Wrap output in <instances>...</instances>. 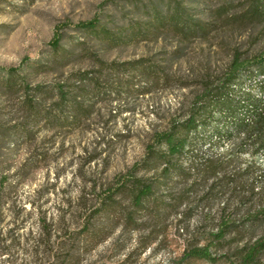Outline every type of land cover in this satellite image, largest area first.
I'll return each mask as SVG.
<instances>
[{
    "label": "rangeland",
    "instance_id": "374dc122",
    "mask_svg": "<svg viewBox=\"0 0 264 264\" xmlns=\"http://www.w3.org/2000/svg\"><path fill=\"white\" fill-rule=\"evenodd\" d=\"M258 7L0 0V69L24 64L0 71V264H264V251L248 258L264 239V153L217 137L218 112L183 155L145 165L156 135L186 137L197 107H213L235 57L264 54ZM256 67L234 97L258 93ZM139 180L153 189L137 206ZM200 248L214 261L190 256Z\"/></svg>",
    "mask_w": 264,
    "mask_h": 264
},
{
    "label": "trees",
    "instance_id": "16d2710c",
    "mask_svg": "<svg viewBox=\"0 0 264 264\" xmlns=\"http://www.w3.org/2000/svg\"><path fill=\"white\" fill-rule=\"evenodd\" d=\"M107 1L112 2L116 0ZM256 14L264 16V9L258 7ZM98 24V21L93 20L78 25V28L95 30ZM60 41V34H57L52 45L58 48ZM252 66H257L255 74H253L252 77L258 79V82L254 80L258 93L255 95L251 92L243 91V93H241L242 95H240L241 98L234 97V90L238 88L236 80L242 72ZM23 68L24 64L19 68L0 69V71L5 75V78H14ZM208 96L210 95L205 96L204 99L202 98L201 101H199H204ZM212 105L213 107L203 102L202 105L197 107L196 111L191 114L190 118L182 126V131L187 134L186 137H179L180 130L178 127H173L172 129L156 135L153 146H149L146 151L147 161L149 160L151 163L146 162L145 165L150 166L154 160L156 162L162 160L169 165L170 160H167V157H179L183 155L187 148L189 135H199L200 133L198 130L201 129L203 125L205 126V124H207L205 122L206 119H214L215 112H218L222 119V127L215 132L217 137L222 138L225 136L228 140L233 138L241 139V146L252 148L253 154L264 153V54L259 55L252 63L245 62L241 58L235 57L229 67L225 82L220 88L218 95H216ZM158 147H164L166 152L157 151ZM246 151H248V149ZM138 167V165L134 167L131 171V175ZM138 183L140 187L135 195V205L140 206L151 194L153 186L144 185L140 180ZM230 229L231 223H223L216 237L222 240ZM263 251L264 239L258 241L251 248L248 258H253ZM190 256L195 259L209 262L214 261V258L211 257V253L207 248L195 249L190 253Z\"/></svg>",
    "mask_w": 264,
    "mask_h": 264
}]
</instances>
